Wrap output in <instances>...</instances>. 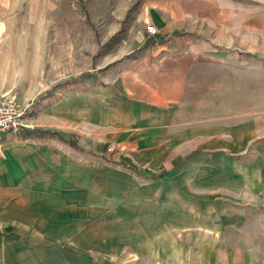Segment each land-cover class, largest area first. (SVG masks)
I'll return each instance as SVG.
<instances>
[{"label":"crops","instance_id":"crops-1","mask_svg":"<svg viewBox=\"0 0 264 264\" xmlns=\"http://www.w3.org/2000/svg\"><path fill=\"white\" fill-rule=\"evenodd\" d=\"M130 26L1 134L0 264H100L121 238L231 248L218 234L262 211L264 0H142Z\"/></svg>","mask_w":264,"mask_h":264},{"label":"rangeland","instance_id":"rangeland-1","mask_svg":"<svg viewBox=\"0 0 264 264\" xmlns=\"http://www.w3.org/2000/svg\"><path fill=\"white\" fill-rule=\"evenodd\" d=\"M141 1L0 0V94L28 102L30 107L42 97L99 72L126 49L127 34ZM261 208L242 230L218 234L216 245L231 243V248L201 249L184 236H174L169 237L172 250L150 253L142 238H121L114 246L105 245L104 262L99 263L205 264L209 258L217 264H242L251 251L254 258H260L259 264H264V202ZM135 226L136 233H142ZM126 228L123 224L119 231ZM138 240L143 245H135ZM248 242L258 244L237 246ZM231 259L232 263H226Z\"/></svg>","mask_w":264,"mask_h":264},{"label":"built area","instance_id":"built-area-1","mask_svg":"<svg viewBox=\"0 0 264 264\" xmlns=\"http://www.w3.org/2000/svg\"><path fill=\"white\" fill-rule=\"evenodd\" d=\"M146 29L151 35L158 33V29L153 24H147ZM28 111V102L23 103L7 93L0 94V137L5 131L17 130L25 126L23 119Z\"/></svg>","mask_w":264,"mask_h":264},{"label":"bare ground","instance_id":"bare-ground-1","mask_svg":"<svg viewBox=\"0 0 264 264\" xmlns=\"http://www.w3.org/2000/svg\"><path fill=\"white\" fill-rule=\"evenodd\" d=\"M39 43V42H38ZM35 47H37V46H35Z\"/></svg>","mask_w":264,"mask_h":264}]
</instances>
